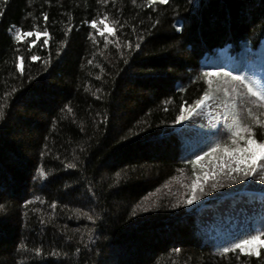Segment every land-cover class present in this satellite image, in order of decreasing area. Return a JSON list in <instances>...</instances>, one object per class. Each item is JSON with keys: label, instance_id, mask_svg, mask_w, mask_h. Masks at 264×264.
I'll return each instance as SVG.
<instances>
[{"label": "trees", "instance_id": "trees-1", "mask_svg": "<svg viewBox=\"0 0 264 264\" xmlns=\"http://www.w3.org/2000/svg\"><path fill=\"white\" fill-rule=\"evenodd\" d=\"M221 69L264 93V0H0V264H264V248L223 254L247 236L203 231L165 190L237 116L264 140V100L208 85ZM204 91L221 128L188 142L174 126Z\"/></svg>", "mask_w": 264, "mask_h": 264}, {"label": "rangeland", "instance_id": "rangeland-1", "mask_svg": "<svg viewBox=\"0 0 264 264\" xmlns=\"http://www.w3.org/2000/svg\"><path fill=\"white\" fill-rule=\"evenodd\" d=\"M98 27L101 30H112L106 21L100 22ZM17 31L20 29L16 28L15 33ZM225 107V103L218 98L212 99L189 118L179 120L174 126V131L183 140L194 142L199 136H206L210 128H221L218 124L223 121ZM225 142L229 149L233 146L232 142L226 139ZM224 147L223 145L221 151L216 152L210 159L202 158L199 161L200 172L197 175L192 177L181 173L165 190H184L182 193L187 199L192 194L190 185L198 177L202 190L199 186L196 188L195 195L199 198L188 204V208L199 210L197 221L203 231L220 238L227 233L235 236L256 234V229H264V218L263 224L260 223L258 227L255 224L256 217H264V171L258 168L256 173L248 176L243 172H231L225 166L229 161L222 151ZM256 163L262 164L264 160L258 157ZM204 173L208 174L207 179Z\"/></svg>", "mask_w": 264, "mask_h": 264}, {"label": "snow or ice", "instance_id": "snow-or-ice-1", "mask_svg": "<svg viewBox=\"0 0 264 264\" xmlns=\"http://www.w3.org/2000/svg\"><path fill=\"white\" fill-rule=\"evenodd\" d=\"M153 3L156 2V0H152ZM160 3H165L166 0H159ZM45 21L47 20V14H44ZM107 17L105 16V20ZM104 21H101L103 23ZM91 25L93 28H97V21L92 20ZM103 35L104 33L101 31L100 33ZM42 33L40 31H17L15 34V40L17 42L24 41L26 38L31 37H39ZM35 41H33V44ZM119 45H117L118 47ZM136 47H139L137 44ZM32 60H36V56L31 57ZM204 77L207 79V84L212 85L213 81L211 77L213 76H219V77H225L230 78L231 81H234L238 83L239 85L244 86L246 89V92L248 94H251L253 96L259 97L261 100H264V93L254 88V85L251 81H249L246 77L240 76V75H234L232 72H226L222 69L217 71H206L203 73ZM213 99L212 94L209 91H204L203 95L200 99L195 100L194 107L191 108H181L180 115L178 117V120H184L189 118L193 113H195L198 109L202 108L207 102L211 101ZM187 103V102H185ZM3 116V112L0 111V117ZM255 123L260 128L264 129V121L259 120L258 118H255ZM235 125V131L233 132V136L236 137L232 141V147L229 149L227 146H225L222 151L225 154V158L229 161L225 166L230 169L231 172H243L246 176L252 175L256 173L259 170L264 171V163L257 165L256 161L259 157L260 160H264V140L258 141L256 139V132L254 131L253 126H247L242 127L239 121L238 116L234 120ZM231 127V126H230ZM221 151V147L219 144L216 145L215 148H210L208 152H205L203 155L205 157L211 155L212 153H216ZM202 159L201 156H197L196 160L193 162L199 163V161ZM69 168H75V164H69ZM205 179H207L208 174L204 173ZM201 187L198 184V177L197 179H194L190 185L192 194L190 197L185 199L186 204H192L195 199H198L195 195V190L197 187ZM89 220L92 219L91 216L87 217ZM256 234H248L247 238L239 239L238 242L231 243L230 246L223 248V254H227L229 252H235L239 250L240 253L246 254V255H254L259 256L260 255V248H264V229H256ZM179 251V250H177Z\"/></svg>", "mask_w": 264, "mask_h": 264}]
</instances>
